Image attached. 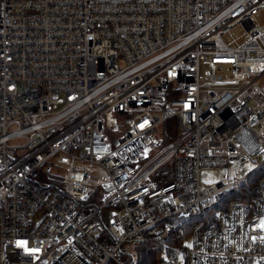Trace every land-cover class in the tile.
Masks as SVG:
<instances>
[{"label": "built area", "instance_id": "built-area-1", "mask_svg": "<svg viewBox=\"0 0 264 264\" xmlns=\"http://www.w3.org/2000/svg\"><path fill=\"white\" fill-rule=\"evenodd\" d=\"M263 165L264 0H0V264H264Z\"/></svg>", "mask_w": 264, "mask_h": 264}, {"label": "rangeland", "instance_id": "rangeland-1", "mask_svg": "<svg viewBox=\"0 0 264 264\" xmlns=\"http://www.w3.org/2000/svg\"><path fill=\"white\" fill-rule=\"evenodd\" d=\"M256 165L255 161L249 160H236L230 164V170L232 174L242 175L252 169ZM264 169V165L260 168V170ZM226 170L223 168H205L202 170V180L204 184H210L212 182V177L219 178L221 177ZM107 212L111 214L112 209H107ZM186 241L188 244H191V235L186 237ZM124 254L121 252L117 253L119 258L127 259L129 257V253H134L136 251L135 242L125 243L123 246ZM158 256H161V252L158 253ZM113 264V262H112ZM134 264V262H132Z\"/></svg>", "mask_w": 264, "mask_h": 264}, {"label": "trees", "instance_id": "trees-1", "mask_svg": "<svg viewBox=\"0 0 264 264\" xmlns=\"http://www.w3.org/2000/svg\"><path fill=\"white\" fill-rule=\"evenodd\" d=\"M173 178V174H166L161 176V183L170 181ZM134 264H158L157 261V246L152 244L150 241H144L137 245L136 251L131 257L125 259V261Z\"/></svg>", "mask_w": 264, "mask_h": 264}]
</instances>
